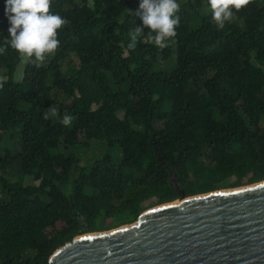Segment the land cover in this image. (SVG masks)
<instances>
[{
  "label": "trees",
  "instance_id": "obj_1",
  "mask_svg": "<svg viewBox=\"0 0 264 264\" xmlns=\"http://www.w3.org/2000/svg\"><path fill=\"white\" fill-rule=\"evenodd\" d=\"M179 3L164 49L146 28L127 47L139 0H52L56 51L0 53V264H49L151 208L264 181V0L223 29L205 0ZM8 27L0 0V40Z\"/></svg>",
  "mask_w": 264,
  "mask_h": 264
},
{
  "label": "water",
  "instance_id": "obj_2",
  "mask_svg": "<svg viewBox=\"0 0 264 264\" xmlns=\"http://www.w3.org/2000/svg\"><path fill=\"white\" fill-rule=\"evenodd\" d=\"M49 264H264V181L151 208L75 238Z\"/></svg>",
  "mask_w": 264,
  "mask_h": 264
},
{
  "label": "clouds",
  "instance_id": "obj_3",
  "mask_svg": "<svg viewBox=\"0 0 264 264\" xmlns=\"http://www.w3.org/2000/svg\"><path fill=\"white\" fill-rule=\"evenodd\" d=\"M212 21L218 29H223L227 22L234 18V12L241 10L249 0H205ZM52 0H5V15L9 21L8 37L0 40V53L8 48L15 50L22 62L37 66L53 54L60 40L58 32L66 24V20L58 13L51 11ZM142 26H135L129 32V49H135L146 28L150 35L148 39L158 48L168 47L172 38L177 35L180 25L179 0H139L138 8L133 12ZM135 24V20H133ZM56 115V110L50 108L45 112ZM73 116L65 114L61 123L64 126L72 124Z\"/></svg>",
  "mask_w": 264,
  "mask_h": 264
},
{
  "label": "rangeland",
  "instance_id": "obj_4",
  "mask_svg": "<svg viewBox=\"0 0 264 264\" xmlns=\"http://www.w3.org/2000/svg\"><path fill=\"white\" fill-rule=\"evenodd\" d=\"M180 201V200H179ZM114 229H117V228H114ZM114 229H112V230H114ZM111 231V230H110Z\"/></svg>",
  "mask_w": 264,
  "mask_h": 264
}]
</instances>
